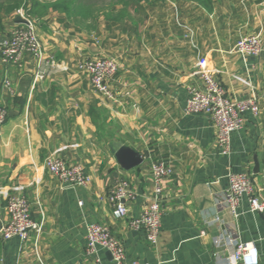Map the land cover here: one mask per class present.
<instances>
[{
  "label": "crops",
  "instance_id": "crops-1",
  "mask_svg": "<svg viewBox=\"0 0 264 264\" xmlns=\"http://www.w3.org/2000/svg\"><path fill=\"white\" fill-rule=\"evenodd\" d=\"M35 1L36 15L22 9L5 17L0 44L23 25L22 11L35 21L45 56L60 68L33 88V57L24 56L20 65L0 60V107L8 113L0 133V187L22 186L32 218L44 228L26 242L0 234V264H95L97 258L112 264L102 248L96 256L87 252L86 226L94 223L109 227L129 263L229 264L233 240L254 243L264 264V214L251 212L244 198L234 218L224 199L228 175L235 173L249 176L264 200V0H148L124 19L79 24L63 11L44 10L58 0ZM249 35L262 38L263 51L235 53ZM105 58L118 65L112 99L77 69ZM203 58L229 97L259 100L258 117L246 115L229 154L216 144L210 117L185 113L187 89L199 83L193 73ZM119 143L142 163L123 168L111 148ZM61 149L62 159L91 177L86 188L62 187L47 171L46 158ZM158 163L172 174L162 181L161 236L153 245L129 222L152 200ZM121 180L136 198L124 202L127 216L116 219L110 197ZM8 219L0 197V228Z\"/></svg>",
  "mask_w": 264,
  "mask_h": 264
},
{
  "label": "built area",
  "instance_id": "built-area-1",
  "mask_svg": "<svg viewBox=\"0 0 264 264\" xmlns=\"http://www.w3.org/2000/svg\"><path fill=\"white\" fill-rule=\"evenodd\" d=\"M22 11L20 14L24 23L21 27L13 29L9 39L0 44V60L6 65H20L24 56L33 57L37 65L34 88L37 83L44 81L53 70H57L60 66L54 59L45 56L37 36L35 21L22 14ZM233 51L241 56H257L263 51V40L259 35L245 36L236 43ZM77 69L88 77L95 91L109 99L114 98L110 83L118 71L115 60L107 58L88 60L79 63ZM216 73L215 69L209 67L206 58L200 59L193 73L199 83L192 84L187 89L185 113L210 117L217 131L216 144L222 154H229L232 135L243 128L247 114L258 117L260 105L256 97L246 100H235L229 97L225 88L217 81ZM4 86L10 92L12 91L10 81L6 80ZM7 118V110L0 107V133ZM62 151L63 149L57 150L46 158L47 171L59 181L62 187L86 188L91 183V177L86 174L82 165L68 164L62 159L60 157ZM171 174V168L164 163H158L152 167L154 182L152 200L143 207L137 218L129 222L132 229L144 231L148 241L153 245L159 242L161 236V222L164 214L162 181ZM228 183L224 199L234 218L238 217V209L244 198H247L251 212L264 214V200L256 195L249 176L230 173ZM23 191L22 186L10 189L0 187V197L6 202L9 216L8 221L0 228V234L5 241L18 238L26 242L32 234L40 237L43 233L44 225L32 218L31 204ZM135 198V192L129 188L126 181L121 180L110 197L113 216L116 219L125 218L127 207L124 202ZM86 232L89 255L96 256L99 248H102L110 254L112 264H141L139 261L130 263L127 261L123 245L108 226L99 223L88 224ZM228 245L233 248V253L228 260L229 264H259V252L254 243L229 240ZM95 264L104 263L97 258Z\"/></svg>",
  "mask_w": 264,
  "mask_h": 264
},
{
  "label": "trees",
  "instance_id": "trees-1",
  "mask_svg": "<svg viewBox=\"0 0 264 264\" xmlns=\"http://www.w3.org/2000/svg\"><path fill=\"white\" fill-rule=\"evenodd\" d=\"M148 0H118L117 3L124 5V11L119 12L115 15L113 12L107 15L108 18L114 20L124 19L127 8L130 4H139L140 2ZM30 3L31 7L27 8V4ZM39 3L35 0H0V35L4 29V19L15 11L24 9L28 15L37 14L36 11L39 9ZM91 4L89 6L85 5V0H58L51 5H43L44 10L48 11L50 8L58 9L66 13L69 18L80 20L81 22L87 20H96L95 16L91 12ZM126 9V10H125Z\"/></svg>",
  "mask_w": 264,
  "mask_h": 264
},
{
  "label": "rangeland",
  "instance_id": "rangeland-1",
  "mask_svg": "<svg viewBox=\"0 0 264 264\" xmlns=\"http://www.w3.org/2000/svg\"><path fill=\"white\" fill-rule=\"evenodd\" d=\"M117 1L118 0H85V5L89 6L91 4V12L95 16V19H101L107 17L109 14L111 15L112 12L117 15L119 12L124 11V5L117 3ZM134 7L135 4H130L127 8V12L133 10ZM73 22H77L78 24L81 23L80 20L76 21V19H73Z\"/></svg>",
  "mask_w": 264,
  "mask_h": 264
},
{
  "label": "water",
  "instance_id": "water-1",
  "mask_svg": "<svg viewBox=\"0 0 264 264\" xmlns=\"http://www.w3.org/2000/svg\"><path fill=\"white\" fill-rule=\"evenodd\" d=\"M22 23L24 22L22 21ZM111 148L116 155L119 164H121L126 170H130L142 163V160L139 159L138 155L133 153L129 148L124 147L121 143L113 144V147Z\"/></svg>",
  "mask_w": 264,
  "mask_h": 264
}]
</instances>
